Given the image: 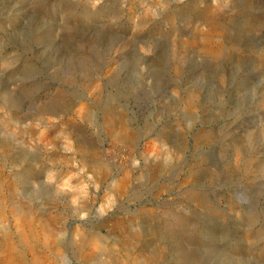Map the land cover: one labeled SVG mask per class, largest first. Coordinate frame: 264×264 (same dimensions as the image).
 I'll use <instances>...</instances> for the list:
<instances>
[{
	"label": "rangeland",
	"instance_id": "rangeland-1",
	"mask_svg": "<svg viewBox=\"0 0 264 264\" xmlns=\"http://www.w3.org/2000/svg\"><path fill=\"white\" fill-rule=\"evenodd\" d=\"M0 264H264V0H0Z\"/></svg>",
	"mask_w": 264,
	"mask_h": 264
}]
</instances>
